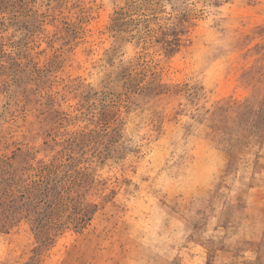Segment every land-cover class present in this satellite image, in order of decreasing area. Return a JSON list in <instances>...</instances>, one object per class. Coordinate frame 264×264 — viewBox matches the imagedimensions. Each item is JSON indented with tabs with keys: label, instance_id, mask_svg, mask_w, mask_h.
Returning a JSON list of instances; mask_svg holds the SVG:
<instances>
[{
	"label": "rangeland",
	"instance_id": "obj_1",
	"mask_svg": "<svg viewBox=\"0 0 264 264\" xmlns=\"http://www.w3.org/2000/svg\"><path fill=\"white\" fill-rule=\"evenodd\" d=\"M0 264H264V0H0Z\"/></svg>",
	"mask_w": 264,
	"mask_h": 264
}]
</instances>
